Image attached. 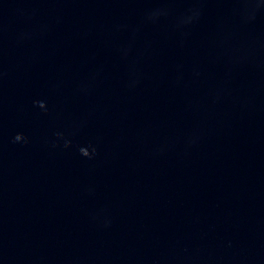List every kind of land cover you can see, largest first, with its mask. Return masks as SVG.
<instances>
[{"label": "water", "instance_id": "obj_1", "mask_svg": "<svg viewBox=\"0 0 264 264\" xmlns=\"http://www.w3.org/2000/svg\"><path fill=\"white\" fill-rule=\"evenodd\" d=\"M0 264H264V0H0Z\"/></svg>", "mask_w": 264, "mask_h": 264}, {"label": "clouds", "instance_id": "obj_2", "mask_svg": "<svg viewBox=\"0 0 264 264\" xmlns=\"http://www.w3.org/2000/svg\"><path fill=\"white\" fill-rule=\"evenodd\" d=\"M14 139H15L16 141H19V140L23 139V135H22L21 133H18V134L14 137Z\"/></svg>", "mask_w": 264, "mask_h": 264}]
</instances>
